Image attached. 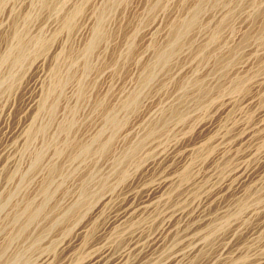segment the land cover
<instances>
[{
  "label": "rangeland",
  "instance_id": "rangeland-1",
  "mask_svg": "<svg viewBox=\"0 0 264 264\" xmlns=\"http://www.w3.org/2000/svg\"><path fill=\"white\" fill-rule=\"evenodd\" d=\"M95 263L264 264V0H0V264Z\"/></svg>",
  "mask_w": 264,
  "mask_h": 264
},
{
  "label": "bare ground",
  "instance_id": "bare-ground-1",
  "mask_svg": "<svg viewBox=\"0 0 264 264\" xmlns=\"http://www.w3.org/2000/svg\"><path fill=\"white\" fill-rule=\"evenodd\" d=\"M99 261V260H98ZM96 264V263H95Z\"/></svg>",
  "mask_w": 264,
  "mask_h": 264
}]
</instances>
